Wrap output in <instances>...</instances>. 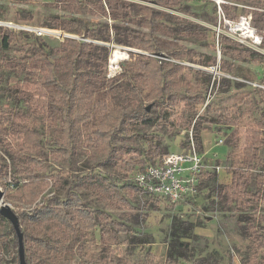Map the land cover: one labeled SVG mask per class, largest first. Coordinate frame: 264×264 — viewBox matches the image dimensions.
I'll return each instance as SVG.
<instances>
[{
	"label": "rangeland",
	"instance_id": "rangeland-1",
	"mask_svg": "<svg viewBox=\"0 0 264 264\" xmlns=\"http://www.w3.org/2000/svg\"><path fill=\"white\" fill-rule=\"evenodd\" d=\"M97 1L79 0L81 10L73 13L64 9V0H0V60L5 61L0 62L19 65L13 69L0 65V119L9 118L12 123L13 114L29 111L27 101L16 91V85L25 81L22 70H28L34 60L61 57L55 49L65 40L74 39L96 47L84 70L86 77L100 72L116 79L102 87L105 96L98 98L107 109L119 111L123 124L114 138L111 155L108 151H92L89 139L94 138L95 119L101 115L98 107L78 136L72 167L50 152L57 133L45 115L24 122L41 134L39 151H20L16 141L0 131V188L4 201L17 213L23 239L29 244L24 246L30 253L27 264H55L52 254L40 251L30 239L28 218L44 198L67 196L69 175L93 181L88 173L94 170L115 176L123 184L133 182L138 172L136 167L128 173V179H123L125 163L132 158L143 160L146 166L159 163L170 153L195 152L202 162L200 178L194 192L176 203L127 187L121 193L128 205L114 206L92 189L75 187L84 207L99 216L97 228L86 238L73 236L68 240L74 255H68L63 264H109L110 258L134 264H168L169 260L176 264H264V249L255 243L248 224L242 222L249 212L226 203L220 195L232 181L233 163L245 148L247 128L264 119V63L238 59L234 47L222 53L219 42L227 36L233 43L264 55V17L255 14H264V0H124L132 4L124 22L104 16ZM141 6L161 12L150 27L138 21L145 15ZM55 18L73 23L80 33L58 30ZM240 24L253 36L243 30L237 32ZM116 28L154 36L159 50L152 55L120 46L115 42ZM108 32L110 42L106 40ZM4 37L11 39L9 46L4 45ZM213 57L218 58V64L206 67ZM148 58L165 65L163 94L156 91L150 95L152 88L140 64ZM124 67L128 74L120 76ZM129 85L135 88L137 98ZM116 86L122 88L119 96L112 90ZM51 95L58 99L63 96L57 91ZM198 125L202 126L200 146L194 138V126ZM260 157L264 160V150ZM32 159L39 164L30 162ZM21 170H34L39 181L52 183L43 193L40 189L32 191L34 204L20 193L28 183L21 177ZM253 173L264 171L257 168ZM251 189L255 191L254 186ZM252 213L264 216V200ZM102 217L121 223L125 229L109 251L101 245ZM8 224L0 219V264H19L15 233Z\"/></svg>",
	"mask_w": 264,
	"mask_h": 264
},
{
	"label": "trees",
	"instance_id": "trees-1",
	"mask_svg": "<svg viewBox=\"0 0 264 264\" xmlns=\"http://www.w3.org/2000/svg\"><path fill=\"white\" fill-rule=\"evenodd\" d=\"M164 1V0H162ZM64 9L73 13L80 12L79 0H64ZM98 8L104 16L124 22L128 20L129 10L132 4L122 0H98ZM106 4V8L104 7ZM145 15L141 17L140 23L146 27H150L154 23L156 17L161 16V12L155 11L149 7L141 6ZM258 17H264V14L256 12ZM58 30L65 33H80L79 29L71 22H62L58 18L53 19ZM87 33V32H86ZM86 36H89L87 33ZM117 40L115 42L120 46H129L136 50H143L150 54H155L159 50L158 44L155 42L154 36L147 34H135L125 30L121 32L116 28ZM107 42H110L109 32L106 36ZM264 44V36H262ZM4 45L9 46L10 40L7 37L3 38ZM222 48V53H225L228 48L234 47L238 59L254 63H264V55L256 51L245 49L240 44L233 43L227 36L221 37L219 40ZM96 49L92 43L79 42L74 39H67L60 44L55 52L61 55L57 59L44 57L39 60H34L28 65V70L25 67L22 71L25 72L24 83L16 85V91L25 98L28 103V113L23 114L18 112L13 114L12 123L10 119L1 116L0 131L11 136L13 141H16L20 151H39L42 146L43 138L41 134L31 129L24 122L27 118H36L37 115L43 114L46 116L51 129L57 133L55 143L50 147V152L56 159L64 161L68 166L72 167V160L75 154V146L79 144V135L84 126L88 125L89 121L94 117V112L100 108L101 115L95 119V128L92 133L93 139L90 140L89 146L92 151L102 150L108 151L109 155L113 153V141L118 133L122 130V117L117 109L109 110L98 97L102 99L105 94L102 87L105 84L114 82L116 79H108L105 73H97L86 77L84 70L89 65V57L91 50ZM133 56L131 55V58ZM177 57V56H176ZM177 59V58H176ZM4 61V60H0ZM5 62V61H4ZM3 67L10 69L18 68L16 64H4ZM223 63L222 61H220ZM141 68L145 73V81L150 85L152 90L150 95H155L156 91L164 93L165 83V65H159L153 58H148L146 63L142 62ZM218 58L213 57L211 63H207L206 67L216 66ZM18 71V70H17ZM127 68L120 76L127 75ZM117 76V77H120ZM130 91L137 93L132 85H129ZM116 95H121V86L112 88ZM111 90V91H112ZM61 92L62 97L58 99L56 95H51L52 92ZM165 97L163 96V99ZM129 100H124V102ZM99 107V108H98ZM144 115L147 113L144 112ZM11 117V116H10ZM201 125L194 126V138L200 146ZM264 119L257 121L253 127L246 130L245 145L238 161L233 163L232 181L224 189L220 195L224 196L225 202L235 204L240 211H247L243 221L248 224V231L252 237H255V243L264 249V216L252 211H257L258 204L264 200V174L254 175L253 171L261 168L264 171V160L260 157V152L264 150ZM30 162L38 165L39 162L35 159ZM127 169L124 171V178L128 179V173L136 167L142 170L145 162L137 158H132L125 163ZM22 178L27 180L20 193L31 204L36 200L32 196V191L39 190L43 193L52 183L49 181H39L34 173V170H21ZM88 176L94 177L93 181L85 180V177H73L69 175L68 180L71 181V187L68 189L65 198L51 196L44 198V203L36 205L34 212L28 218V224L31 228V240L36 247L43 252H49L56 260L55 264H63L68 255H74L72 247L67 243L73 236L86 238L87 234L97 228L96 218L99 216L90 209L84 207L81 195L75 191V187H84L92 189L99 198L108 201L112 205L127 206L128 203L124 199L121 190L129 188L133 191H139L137 186L131 180H121L111 175L97 174L94 170L88 173ZM128 177V178H127ZM254 186L255 191L251 189ZM25 215V214H23ZM7 225L8 222L0 217ZM104 220L101 228V245L107 251L119 239V234L125 233V229L121 223L109 222ZM261 223V225H260ZM11 229L15 233L12 225ZM23 232V231H22ZM15 241L18 245V239L15 235ZM29 244L25 243L27 247ZM26 261L30 253L25 249ZM110 256L107 254L106 262ZM173 263L172 260L167 262ZM109 264H134L127 259L110 258Z\"/></svg>",
	"mask_w": 264,
	"mask_h": 264
},
{
	"label": "built area",
	"instance_id": "built-area-1",
	"mask_svg": "<svg viewBox=\"0 0 264 264\" xmlns=\"http://www.w3.org/2000/svg\"><path fill=\"white\" fill-rule=\"evenodd\" d=\"M39 34L44 32L39 31ZM201 163L196 152L192 155L170 153L159 163L144 166L132 179L141 192L176 203L194 192L200 178Z\"/></svg>",
	"mask_w": 264,
	"mask_h": 264
},
{
	"label": "water",
	"instance_id": "water-1",
	"mask_svg": "<svg viewBox=\"0 0 264 264\" xmlns=\"http://www.w3.org/2000/svg\"><path fill=\"white\" fill-rule=\"evenodd\" d=\"M151 107L147 109L150 111ZM4 191L0 188V217L6 219L10 225H12L15 235L18 239V253H19V264H27L26 253H25V240L23 239V232L20 225V220L16 212H14L10 205L4 201Z\"/></svg>",
	"mask_w": 264,
	"mask_h": 264
},
{
	"label": "bare ground",
	"instance_id": "bare-ground-1",
	"mask_svg": "<svg viewBox=\"0 0 264 264\" xmlns=\"http://www.w3.org/2000/svg\"><path fill=\"white\" fill-rule=\"evenodd\" d=\"M242 26H243V25H241V24L238 25V27H237L238 30H236V31L238 32V31H240V30H241V31L243 30V31H245L246 35H249V36L252 37V36H253V32H251V30H249V29H245V28H243ZM45 33H46V32H45ZM52 34H53V33H52ZM127 50H128V49H127ZM130 51H131V50H130Z\"/></svg>",
	"mask_w": 264,
	"mask_h": 264
}]
</instances>
